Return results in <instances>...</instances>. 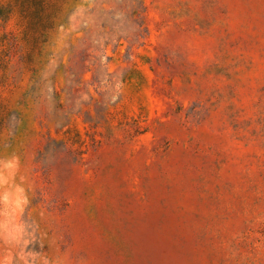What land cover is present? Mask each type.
<instances>
[{
  "label": "rangeland",
  "instance_id": "obj_1",
  "mask_svg": "<svg viewBox=\"0 0 264 264\" xmlns=\"http://www.w3.org/2000/svg\"><path fill=\"white\" fill-rule=\"evenodd\" d=\"M0 264H264V0H0Z\"/></svg>",
  "mask_w": 264,
  "mask_h": 264
}]
</instances>
